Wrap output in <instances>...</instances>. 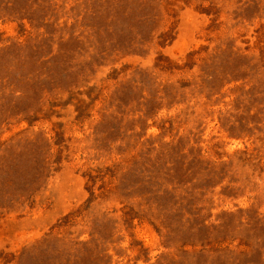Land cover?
I'll list each match as a JSON object with an SVG mask.
<instances>
[{"label": "rangeland", "instance_id": "374dc122", "mask_svg": "<svg viewBox=\"0 0 264 264\" xmlns=\"http://www.w3.org/2000/svg\"><path fill=\"white\" fill-rule=\"evenodd\" d=\"M0 264H264V0H0Z\"/></svg>", "mask_w": 264, "mask_h": 264}]
</instances>
